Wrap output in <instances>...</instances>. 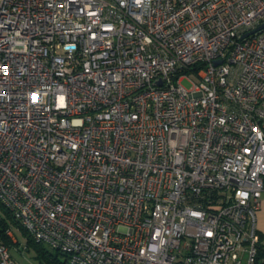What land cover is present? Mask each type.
Returning a JSON list of instances; mask_svg holds the SVG:
<instances>
[{"label": "built area", "instance_id": "built-area-1", "mask_svg": "<svg viewBox=\"0 0 264 264\" xmlns=\"http://www.w3.org/2000/svg\"><path fill=\"white\" fill-rule=\"evenodd\" d=\"M262 24L264 0H0V204L66 264H264Z\"/></svg>", "mask_w": 264, "mask_h": 264}, {"label": "rangeland", "instance_id": "rangeland-1", "mask_svg": "<svg viewBox=\"0 0 264 264\" xmlns=\"http://www.w3.org/2000/svg\"><path fill=\"white\" fill-rule=\"evenodd\" d=\"M191 80L197 81L195 76L186 78L182 81L183 85L186 87L191 86ZM263 204L261 209L264 210V192L262 194ZM13 230L17 236L18 242L13 243L10 246V252L17 264H45L46 258L43 256L34 244L30 243L28 240V235L25 233L24 229L18 225L13 224ZM44 249L51 255H58L61 260L65 259L63 254H57L58 252L52 247L43 244Z\"/></svg>", "mask_w": 264, "mask_h": 264}, {"label": "trees", "instance_id": "trees-1", "mask_svg": "<svg viewBox=\"0 0 264 264\" xmlns=\"http://www.w3.org/2000/svg\"><path fill=\"white\" fill-rule=\"evenodd\" d=\"M13 224L17 225L16 221L12 218L11 213L2 205L0 204V241L7 244L9 247L14 242L11 240V238L7 235V229L10 227H13ZM25 231V230H24ZM25 233L28 235V240L30 243L34 244L35 247L38 249V251L45 256L46 263L45 264H66V259L61 260L58 255H51L49 254L44 247L42 246V243L36 242L33 237L25 231ZM58 252V251H57ZM57 254H61L58 252Z\"/></svg>", "mask_w": 264, "mask_h": 264}, {"label": "crops", "instance_id": "crops-1", "mask_svg": "<svg viewBox=\"0 0 264 264\" xmlns=\"http://www.w3.org/2000/svg\"><path fill=\"white\" fill-rule=\"evenodd\" d=\"M258 225H259L260 231L264 233V210L263 209H260L258 212Z\"/></svg>", "mask_w": 264, "mask_h": 264}, {"label": "water", "instance_id": "water-1", "mask_svg": "<svg viewBox=\"0 0 264 264\" xmlns=\"http://www.w3.org/2000/svg\"><path fill=\"white\" fill-rule=\"evenodd\" d=\"M262 28H264V24L260 25L259 27H257L256 29H254V30L251 31V32L257 31V30L262 29Z\"/></svg>", "mask_w": 264, "mask_h": 264}]
</instances>
